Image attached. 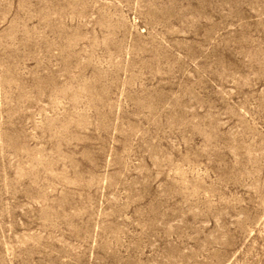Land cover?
Returning a JSON list of instances; mask_svg holds the SVG:
<instances>
[{
  "label": "rangeland",
  "instance_id": "1",
  "mask_svg": "<svg viewBox=\"0 0 264 264\" xmlns=\"http://www.w3.org/2000/svg\"><path fill=\"white\" fill-rule=\"evenodd\" d=\"M0 264H264V0H0Z\"/></svg>",
  "mask_w": 264,
  "mask_h": 264
}]
</instances>
